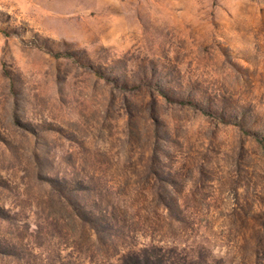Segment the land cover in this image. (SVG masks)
I'll return each instance as SVG.
<instances>
[{
    "label": "rangeland",
    "instance_id": "rangeland-1",
    "mask_svg": "<svg viewBox=\"0 0 264 264\" xmlns=\"http://www.w3.org/2000/svg\"><path fill=\"white\" fill-rule=\"evenodd\" d=\"M0 264H264V0H0Z\"/></svg>",
    "mask_w": 264,
    "mask_h": 264
}]
</instances>
